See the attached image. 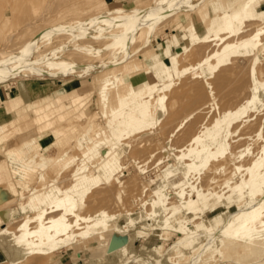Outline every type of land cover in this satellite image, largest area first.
<instances>
[{
    "label": "rangeland",
    "instance_id": "rangeland-1",
    "mask_svg": "<svg viewBox=\"0 0 264 264\" xmlns=\"http://www.w3.org/2000/svg\"><path fill=\"white\" fill-rule=\"evenodd\" d=\"M20 1L28 14L0 27L4 56L39 30L70 38L41 35V65L0 71V88L82 92L9 100L27 113L0 129L3 264H264V227H237L264 202V0ZM72 40L90 49L69 58ZM39 216L65 230L34 235Z\"/></svg>",
    "mask_w": 264,
    "mask_h": 264
},
{
    "label": "bare ground",
    "instance_id": "bare-ground-1",
    "mask_svg": "<svg viewBox=\"0 0 264 264\" xmlns=\"http://www.w3.org/2000/svg\"><path fill=\"white\" fill-rule=\"evenodd\" d=\"M11 1V0H10ZM26 1H29V2H34V0H26ZM21 1L20 0H14V2L11 4V5H5L4 6V8H3V16H2V18L0 19V27L1 26H5V25H7V24H9V22H10V20H11V18H13L12 16H11V14H12V12L13 11H16V12H19V14L21 13L22 15H27L28 14V12H29V8H24L23 6H21V3H20ZM198 2V1H197ZM6 3H9L8 1L6 2ZM26 3V2H25ZM46 5V4H45ZM51 6H52V4H50ZM49 5V6H50ZM43 8H45V7H43ZM23 9H25V10H23ZM212 9L213 10H216V7L214 6V5H212ZM43 10V9H42ZM45 10V9H44ZM44 12H46V11H44ZM107 12V11H106ZM14 13V12H13ZM33 13V12H32ZM17 15V14H16ZM102 15V14H101ZM106 15V14H105ZM44 16V15H43ZM103 16H104V13H103ZM21 18V17H20ZM27 18V17H26ZM45 17H43V18H41V19H36V20H29V21H26V23L24 24V32H25V29H30V28H32L33 26H36L40 21H42L43 19H44ZM45 20V19H44ZM109 28H108V31H106L105 32V30L103 31L104 33H108V32H110L111 31V27H113V25L111 24V25H109L108 26ZM126 25L125 26H123V27H115V28H117L118 29V32H116L115 33V31H114V34H118V33H121V34H126V35H129L128 33L129 32H125V29H126ZM128 27H131V26H128ZM75 28H77V27H75ZM63 28H61V27H53V28H50V29H45V30H37L38 32L36 33V35L34 36V38L31 40V42L29 43V44H27L26 46H22L23 48H21L19 51L17 50V52H15V54L13 53L12 55H9V56H4L3 54H2V52H5L3 49H1L2 51H0V71H8V74L10 73V75H11V73L13 72V70H16L17 68H28V67H31V69H32V67H35V69H37V67H39L40 65H38L37 67H36V65L37 64H39V63H35V60H33L32 61V55L30 54V52H32V49L33 48H35L34 46H35V44L38 42V40H39V38H41V35H43V34H46V36L48 35V34H52V36H54V35H56V33H59V34H61V33H63L64 34V36H67V39H69L70 37V35L68 36V35H65V31L64 30H62ZM134 29H136V27H133V28H131L130 30H129V28H128V31H131V30H134ZM30 31V30H29ZM135 31V30H134ZM65 32V33H64ZM69 32V31H68ZM102 32V33H103ZM16 33V32H15ZM30 33V32H29ZM102 33H100V35L99 36H97V40H98V42H99V44H100V39L101 38H103L102 36H101V34ZM25 35L27 34V33H24ZM69 34V33H68ZM16 35V34H15ZM58 35V34H57ZM72 35V34H71ZM97 35V34H96ZM14 36V35H13ZM24 36V35H23ZM51 36V37H52ZM64 36H62V38H64ZM73 36V35H72ZM106 36V35H105ZM56 37V39H58L57 38V36H55ZM187 37V36H186ZM11 38H12V35H11ZM25 38V37H24ZM23 38V39H24ZM42 38H44V37H42ZM73 38H75V35H74V37ZM9 39H10V36H7L6 38H5V41H9ZM22 39V38H21ZM48 38H45V42H46V40H47ZM49 39H51L50 37H49ZM67 39H65V40H67ZM96 39V38H95ZM41 40V39H40ZM11 41V40H10ZM28 41V40H27ZM26 41V42H27ZM42 41H44V39H42ZM49 41V40H48ZM70 41H71V39H70ZM74 40H72V42H73ZM58 42V41H57ZM104 42V41H103ZM11 43V42H10ZM48 44H49V42H47ZM7 44H8V42H7ZM65 44H66V42H65ZM73 45L75 44L74 42L72 43ZM87 44V43H86ZM105 46H106V44L105 43H103ZM102 44V45H103ZM101 45V44H100ZM40 46H42V45H40ZM105 46H101L102 48L103 47H105ZM7 47V46H6ZM44 47V46H43ZM71 47H73L72 45H71ZM76 47V48H75ZM87 47V46H86ZM8 48V47H7ZM39 48V47H38ZM42 48V47H41ZM41 48H40V51H41ZM46 48V47H45ZM44 48V49H45ZM49 48V47H48ZM61 48V47H60ZM62 48H64V47H62ZM69 48V47H68ZM83 48V47H82ZM82 48H77V46H75L74 45V53H72V54H68V55H72L71 57L69 56V58H72L73 56L75 57V56H77L78 54H80V53H83V52H86L88 49H90V47H88L87 49H82ZM43 49V50H44ZM47 49V48H46ZM53 49V48H52ZM51 49V50H52ZM55 49V48H54ZM57 49V48H56ZM14 50H16V48L14 49ZM35 51H37L38 49H37V47H36V49H34ZM46 50H44V52H45ZM65 50H63V54L65 53L64 52ZM6 52H8L7 51V49H6ZM13 52V50L11 51V53ZM47 52H49V50H47ZM55 52V51H54ZM66 52H69L68 50H66ZM59 52H57V54H56V52H55V54H53V56H54V59L56 58L55 56H59V54H58ZM70 53V52H69ZM9 54V53H8ZM42 54V53H41ZM49 55L50 53H46V55ZM67 55V54H66ZM81 55V54H80ZM79 55V56H80ZM34 56H35V52H34ZM33 56V57H34ZM42 56H44V58H47L48 56H46L45 57V55H42ZM42 56H40V57H38L39 59L42 57ZM50 56V55H49ZM64 56H65V54L63 55V59H64ZM78 56V57H79ZM37 57H36V59H37ZM50 57H52V56H50ZM66 57V56H65ZM81 57V56H80ZM62 58V57H61ZM48 59V58H47ZM50 59V58H49ZM57 59V58H56ZM55 59V60H56ZM59 59V58H58ZM66 59V58H65ZM67 60H68V57H67ZM41 61V60H40ZM43 61L45 62V60L43 59ZM42 61V62H43ZM57 61V60H56ZM69 62H71V59H70V61ZM26 64H28V65H26ZM52 66L51 67H58L59 65H57V64H52V63H50ZM63 64H64V62H63ZM46 65V64H45ZM45 65H42V66H45ZM47 65H49L48 63H47ZM62 66V65H61ZM65 66V65H64ZM62 68H63V66H62ZM32 70V71H35V72H40V73H43V69L40 71V70ZM40 69H41V67H40ZM64 69V68H63ZM67 69V68H66ZM66 69H64V70H66ZM63 70V71H64ZM32 71H30V72H32ZM62 71V72H63ZM17 72V71H16ZM66 72V71H65ZM191 72V71H190ZM189 72V73H190ZM6 74L5 75H7V72H5ZM169 73V72H168ZM195 73V72H194ZM14 74V73H13ZM63 74V73H62ZM5 75H2V76H4L5 77ZM191 75V74H190ZM134 113V111H130L129 110V114H133ZM145 117V116H144ZM143 117V118H144ZM147 118V117H146ZM146 118H144V119H146ZM105 152V151H104ZM256 181V180H255ZM260 203V202H259ZM258 203V204H259ZM254 206V205H253ZM245 210V209H244ZM245 212H246V215H245V217L243 218V220L241 219V221L238 223V226L237 227H242V226H245V225H248L250 228H252V227H254V226H257L258 228L257 229H263V227H264V202H263V204H261V205H257L256 207H252V208H248L247 210H245ZM10 213H11V210L10 209H8V208H4V209H2L1 211H0V220L2 221V222H8L9 221V217H10ZM242 218V217H241ZM38 221H37V224H36V226L31 230V232L35 235V234H38V235H47V237L49 236V237H52V236H54V234H57V233H59V232H62L63 230H65V226L63 225V224H59V219H56V220H52V219H47L46 220V222L45 221H43L42 219H41V216H39L38 218ZM239 221V220H238ZM246 227V226H245ZM239 228H237L236 230H238ZM3 232H5L6 233V231L5 230H3ZM1 233L0 234V248H1V250H4V246H5V240H4V238H5V235H4V233ZM8 232V231H7ZM9 233V232H8ZM6 235H7V233H6ZM9 235V234H8ZM10 236V235H9ZM41 237V236H40ZM39 240V239H38ZM257 242H258V240H256ZM255 240L254 241H250V243H251V245L254 243V242H256ZM122 244V242L121 241H111L110 243H109V246H108V250L110 251V250H113V249H116V248H118L120 245ZM4 254V253H3ZM137 258H140V259H143L147 264H151V262H150V260L149 259H147V258H145V257H143V256H139V257H137ZM261 263V262H260ZM234 264V263H233Z\"/></svg>",
    "mask_w": 264,
    "mask_h": 264
},
{
    "label": "crops",
    "instance_id": "crops-1",
    "mask_svg": "<svg viewBox=\"0 0 264 264\" xmlns=\"http://www.w3.org/2000/svg\"><path fill=\"white\" fill-rule=\"evenodd\" d=\"M115 0H108V4ZM79 90L82 92V85L78 81L67 83L60 82H39V81H24L17 86L0 88V129L3 130L9 125L18 123L25 115L22 107L14 110L9 100L20 97L23 102L46 101L60 94ZM24 111L27 110L25 109ZM13 115V119L11 116ZM1 167V166H0ZM5 256L0 251V264H3Z\"/></svg>",
    "mask_w": 264,
    "mask_h": 264
}]
</instances>
